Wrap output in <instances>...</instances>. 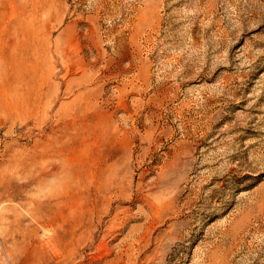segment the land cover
Returning <instances> with one entry per match:
<instances>
[{
  "label": "rangeland",
  "instance_id": "374dc122",
  "mask_svg": "<svg viewBox=\"0 0 264 264\" xmlns=\"http://www.w3.org/2000/svg\"><path fill=\"white\" fill-rule=\"evenodd\" d=\"M0 41V264H264V0H0Z\"/></svg>",
  "mask_w": 264,
  "mask_h": 264
},
{
  "label": "bare ground",
  "instance_id": "6f19581e",
  "mask_svg": "<svg viewBox=\"0 0 264 264\" xmlns=\"http://www.w3.org/2000/svg\"><path fill=\"white\" fill-rule=\"evenodd\" d=\"M3 45V43L0 41V54H1V46ZM13 58V57H12ZM6 59H9V56H7V58ZM11 59V58H10ZM18 60V59H17ZM11 61V60H10ZM8 62V61H7ZM9 64H10V62H9ZM11 65V64H10ZM13 65H14V63H13ZM18 66V65H17ZM11 67V66H10ZM15 68V67H14ZM1 69H2V66L0 65V73H1ZM3 70V69H2ZM11 70H12V68H11ZM15 71V70H14ZM6 73L7 74V72L6 71H3L2 73ZM9 73V72H8ZM9 74H11V73H9ZM16 74V73H15ZM11 75H14V74H11ZM10 75V76H11ZM1 78V77H0ZM7 78H8V76H7ZM6 78V79H7ZM9 80H10V77L8 78ZM13 79H15V78H13ZM9 80L7 81L6 80V82H4V84L2 85L1 83H0V88L2 89V95L4 96V101H1V105H0V107L2 108V109H4V110H2V111H5L6 113L8 112V114H9V112L11 111L12 113L15 111V113H16V110H17V104L19 103V100H18V96H17V90H15L14 91V93H13V96L14 97H11V99L13 100V102L7 97V92H6V88H7V86H11V89H16V86H12L11 84H12V82H11V84H10V82H9Z\"/></svg>",
  "mask_w": 264,
  "mask_h": 264
}]
</instances>
